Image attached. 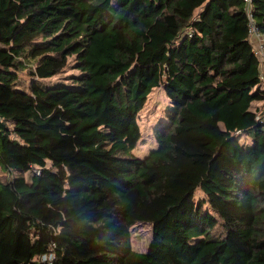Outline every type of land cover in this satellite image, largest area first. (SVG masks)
<instances>
[{
  "label": "trees",
  "instance_id": "1",
  "mask_svg": "<svg viewBox=\"0 0 264 264\" xmlns=\"http://www.w3.org/2000/svg\"><path fill=\"white\" fill-rule=\"evenodd\" d=\"M72 56L71 84L35 79ZM157 86L167 120L138 157ZM263 99L243 0H0V264H264Z\"/></svg>",
  "mask_w": 264,
  "mask_h": 264
},
{
  "label": "rangeland",
  "instance_id": "2",
  "mask_svg": "<svg viewBox=\"0 0 264 264\" xmlns=\"http://www.w3.org/2000/svg\"><path fill=\"white\" fill-rule=\"evenodd\" d=\"M78 73L79 72L74 68V57L72 56L68 59L67 66L64 67L58 74L44 79H35L45 85H52L56 83L71 84V77ZM18 79L19 82L17 86L24 89H27L31 80H33V78L27 73V69L18 73ZM169 107L170 102L162 86L154 87L147 96L142 109L137 115L141 137L133 149L134 155L144 157L148 152H150V150L156 147L157 143L154 135V129L160 124L166 122V113ZM254 108L257 109L256 114H262L264 111V99L259 101ZM239 139L244 145L248 143L247 136H240ZM32 170L26 172V179H30ZM13 175L14 174H8L0 167V178L6 179ZM200 193L201 192L199 190L195 192V201L199 199ZM151 231L152 226L148 222H138L132 226L131 245L136 251L142 252L147 249L152 235ZM215 231H217V229H215Z\"/></svg>",
  "mask_w": 264,
  "mask_h": 264
},
{
  "label": "built area",
  "instance_id": "3",
  "mask_svg": "<svg viewBox=\"0 0 264 264\" xmlns=\"http://www.w3.org/2000/svg\"><path fill=\"white\" fill-rule=\"evenodd\" d=\"M244 9L248 18V31L250 39L253 41L254 53L259 59V80L264 84V33L259 32L253 19V0H243ZM256 119L264 122V111L262 114H256ZM42 263L52 264L54 253L51 247L39 257Z\"/></svg>",
  "mask_w": 264,
  "mask_h": 264
},
{
  "label": "crops",
  "instance_id": "4",
  "mask_svg": "<svg viewBox=\"0 0 264 264\" xmlns=\"http://www.w3.org/2000/svg\"><path fill=\"white\" fill-rule=\"evenodd\" d=\"M259 101H261V100H255V101H253L252 106L254 107L256 104H258Z\"/></svg>",
  "mask_w": 264,
  "mask_h": 264
}]
</instances>
